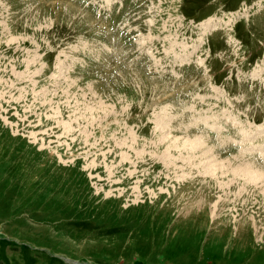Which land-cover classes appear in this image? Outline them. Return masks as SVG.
<instances>
[{
	"label": "rangeland",
	"instance_id": "1",
	"mask_svg": "<svg viewBox=\"0 0 264 264\" xmlns=\"http://www.w3.org/2000/svg\"><path fill=\"white\" fill-rule=\"evenodd\" d=\"M0 264H264V0H0Z\"/></svg>",
	"mask_w": 264,
	"mask_h": 264
}]
</instances>
